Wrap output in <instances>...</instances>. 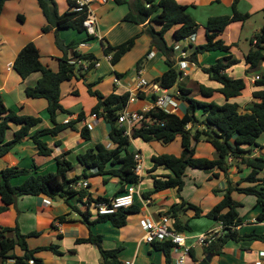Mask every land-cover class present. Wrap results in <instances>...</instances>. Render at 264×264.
Returning <instances> with one entry per match:
<instances>
[{
    "label": "crops",
    "instance_id": "1",
    "mask_svg": "<svg viewBox=\"0 0 264 264\" xmlns=\"http://www.w3.org/2000/svg\"><path fill=\"white\" fill-rule=\"evenodd\" d=\"M182 4L189 5L190 13L201 25L197 34L191 35L183 40L174 41V30L167 32L166 37L170 44L175 45V58L179 61L190 59L192 53L198 45L208 41L206 25L213 16L232 15L233 3L235 0H178ZM63 6L62 13L70 8V0H58ZM64 3V5L61 4ZM97 13L100 36L91 42H81L78 51L82 53H93L100 60L99 66H92L84 74L75 76L62 84V103L71 110L73 114L61 113L59 121L67 118L78 119L80 114L85 113L87 122L93 124L91 137L86 139L83 136L84 123L77 124V129H66L59 135L47 134L43 139L54 148L51 156L43 155L39 152L37 143L31 137L37 130L53 127V122L49 113V100L45 97L33 98L27 94V88L35 86L42 78V72H34L24 78L14 67L15 61L23 49L30 41H35L41 51V58L45 65L60 70L61 59L66 52L57 43L58 35L66 44L74 40H81L86 35L75 29H62L58 32L57 27L49 31H44L48 24L47 16L39 0H7L0 14V94L3 96L6 105L16 110L22 115H34L43 118V122L31 130V134L23 141L16 144L7 154L0 158V169L10 166L29 169L31 174L39 175L49 172H56L59 168L58 156L68 153L67 158L73 162L74 169L69 175L74 177L84 173V166L79 161V155L87 152L91 148H96L100 142L114 146L111 141L112 124L101 115L98 119L93 117V109L98 104L97 96L90 92L88 83L94 84L95 90H100L105 95L130 92L137 86V74L139 62L143 60L142 68L145 69V76L150 82L163 75L169 65L167 58L156 47H153V37L146 30L147 24H138L125 20L131 9V4L118 3L116 0H97L92 5ZM238 8L242 13H250L251 17L246 21H235L229 25L223 37L228 44L233 45L232 55L239 59V62L231 66L227 72L236 78L244 77L247 80V88L238 97L231 98V102H238L241 111H249L257 99L254 96L256 90L264 87L257 86L256 76L264 75V59L256 68H252L247 62V55L252 47V39L248 45V37L251 29L247 25L253 23L249 21L256 15L259 20L253 24L255 34L264 25V0H240ZM21 20V22L19 21ZM160 28V25H157ZM248 29V30H247ZM139 35L134 47L129 50L117 63H113L111 58L105 53V43L114 45L121 44L128 39ZM253 36V37H254ZM75 49L68 51V56L74 58ZM187 52V56L183 53ZM149 54H152L149 57ZM226 54L222 51L204 52L198 55V61L192 62L184 69L185 76L183 82L188 88L193 90L192 95L204 99L201 94V86L206 85L219 89L223 84L211 77L203 66H211L218 59ZM89 61L79 62L83 67ZM120 78L119 83L116 78ZM177 102V109L174 111L180 115H185L189 110V102L181 99L178 93V86L168 89ZM162 94L163 91L153 90L146 87L140 93L139 98L131 101L128 107L132 110H142L153 105L155 95ZM221 104L226 103L228 98L221 92H217L212 98ZM171 110H174V106ZM202 116V111L197 113ZM20 125L12 124L7 139L11 140ZM134 128L131 129L132 134ZM259 146L253 148V156L264 157V134L259 138ZM132 151L140 152L144 160V174L139 186L140 192L136 195V204L140 206V211L130 213L128 222L124 226H116L112 221H102L95 223L92 227L84 219V211H88L84 202L79 197L67 200L64 197L53 198L45 194L24 195L16 203L12 204L8 210L0 212V230L5 226H20L26 235L29 247L36 249L42 246L59 244L64 251L62 255L55 253L52 249L40 250L35 255L43 258L47 264H106L102 259L100 248L93 242H79L78 239L89 237L92 232L104 235L103 245L107 249L121 248L120 259L125 262L134 260L136 264H168L165 251L155 247L153 243L145 241V229L143 220L146 218H159L167 214L168 209L175 203L188 200L204 209L201 217L196 216L195 209H188L182 214L185 221L192 225V234H200L210 229L220 228L221 222H217L206 216L225 197V190L228 187L229 178L237 183L243 180L251 169L237 165L231 166L229 176L226 172L216 169L207 172L201 169L190 168L187 171L186 185L181 193L175 189H166L152 194L150 202L144 196L145 192L155 188L153 174H167L170 171L165 167L153 170V156L161 153H173L182 155L184 147L182 137L165 144L160 141L147 142L143 138H133L130 146ZM197 156L217 159L219 153L214 144L208 140H201L197 145ZM233 163V160H230ZM264 177V172L262 173ZM29 175H22L13 179L14 184H22ZM90 181L89 191L94 197L104 196L114 198L121 192L123 183L121 178L113 175H95L88 179ZM248 182L242 186H249ZM264 190V182L258 185ZM218 190V191H216ZM234 198L242 205L238 211L243 218V223L238 227L239 232L244 235L248 233L264 234V219L259 216L263 211L256 194H247L234 191ZM184 199H183V198ZM4 205L0 195V206ZM154 207V209H153ZM94 214L92 220L99 216L95 208H91ZM65 216L64 220L61 217ZM34 232H38L34 234ZM15 236L14 232L9 233ZM1 248V245H0ZM187 260V264H198L208 259L212 264H256L263 260L264 240H241L229 241L223 251L209 253L205 247H197ZM18 255H24L25 250L17 246ZM0 264L3 259L0 256ZM30 264H36L35 261ZM176 263V254L173 253V263Z\"/></svg>",
    "mask_w": 264,
    "mask_h": 264
},
{
    "label": "trees",
    "instance_id": "2",
    "mask_svg": "<svg viewBox=\"0 0 264 264\" xmlns=\"http://www.w3.org/2000/svg\"><path fill=\"white\" fill-rule=\"evenodd\" d=\"M3 1L0 7V14L3 10ZM118 3H130L131 9L126 15L125 20L133 21L138 24H147L146 29L153 37V47L158 48L167 58L169 69L155 82L162 87L171 89L178 86L180 98L189 102V110L185 115L176 112H169L165 109L155 108L147 113L140 123L134 126L132 134L129 133V127L120 122V113L129 105L130 92L123 94L112 93L105 95L100 90L94 89L93 83H88L90 92L99 99L94 107L93 113L103 115L113 126L110 137L114 146L100 142L96 148H91L85 153L79 155V161L84 166V173L71 177L70 171L74 169V164L67 158L68 153L58 156L59 168L56 172L34 175L29 169L10 166L0 169V195L3 198L4 205L0 206V212L6 211L24 195L45 194L53 198L64 197L70 200L73 197H79L84 202L86 196H90L91 202H110L111 199L99 196L94 197L89 188L76 189L74 183L81 179H89L92 176L113 175L121 178L123 186L119 194L125 193L127 187L131 184L139 185L143 176L136 172L138 152L132 151L130 146L133 138H143L147 142L160 141L165 144L175 141L182 137L183 153L176 155L173 153H161L153 156L154 167H165L170 172L167 174H153L155 188L152 191L144 193L146 199L152 194L175 188L180 193L185 188L187 171L190 168L201 169L212 172L216 169L224 171L229 176L231 166L247 167L251 172L240 182H233L229 178L228 187L224 199L217 204L207 217L217 221L224 222L226 233L218 238L213 244L206 246L209 253L217 252L220 254L224 246L232 240H264V234L248 233L242 235L238 227L243 223L238 208L242 205L237 201L233 193L240 191L247 194H256L259 198V204L263 211L259 218L264 219V190L258 188L261 182H264L262 173L264 172V157L253 156V148L259 146V138L264 134V88L256 90L254 96L257 99L249 111H241L238 102H231L230 99L242 95L247 88V80L244 77H232L227 70L239 62V59L232 55L233 45L228 44L223 34L229 25L235 21L246 22L250 13H242L238 4L240 0L233 3L232 15L213 16L209 19L206 30L208 41L205 44L198 45L192 53L190 59L194 63L198 61V55L204 52L222 51L226 55L218 59L211 66H203V69L211 77L223 84L219 89L201 86V94L204 99L192 95L193 90L188 88L183 82L184 71L179 65V60L175 58V45L170 44L166 34L174 30V41L183 40L191 35L197 34L201 28L199 22L189 11V5L182 4L178 0H116ZM48 24L44 31H49L57 27L58 32L62 29H75L86 36L81 40H74L69 44L58 35L57 43L66 55L61 59L59 71L45 65L42 61L41 51L35 41L27 43L20 51L14 67L24 77H28L34 72H42L43 76L35 86L27 88L29 97H45L49 100V113L53 122V127L37 130L32 134V138L37 143L39 152L46 156H51L54 152L44 139L47 134L59 135L66 129H77V124L85 119V113L80 114L78 119H72L70 122L59 121L61 113L73 114L62 103V84L75 76L84 74L83 65L79 62L87 60L91 62L90 67L94 65L98 57L93 53H82L78 51L81 42H91L97 39V36L87 32L84 26L85 14L78 10L77 0H70V8L61 13L57 0H39ZM160 25V28H157ZM139 35H136L127 41L114 45L110 42L105 43V53L113 55V63H117L121 58L131 50L137 42ZM75 49V56H68V51ZM264 59V25L259 32L252 38V47L247 55V62L252 68H256ZM142 59L139 67L142 68ZM257 86L264 87V75L257 80ZM217 92L223 93L228 101L219 103L212 98ZM202 111L199 116L198 111ZM43 122V118L34 115H22L16 110L9 108L3 96L0 94V158L7 154L16 144L23 141L31 134V130ZM12 124L20 125L21 128L14 134L13 139L8 140L7 135ZM191 124V127L189 125ZM91 129L85 125L83 136L86 139L91 137ZM208 140L214 144L219 153L217 159L197 156V145L201 140ZM232 158L233 163L230 161ZM22 175L29 177L22 184H14L13 179ZM248 182L249 186H242V183ZM218 191V190H216ZM183 198V197H182ZM184 199V198H183ZM140 206L136 202L130 207L120 208L116 213L101 215L92 220L94 215L91 209L84 211L85 221L92 227L97 222L112 221L116 226H124L128 222L130 213L140 211ZM188 209H195L196 216L201 217L204 209L199 205L188 200L173 204L167 214L174 219V224L179 231H192L193 227L189 221H185L181 216ZM65 216L61 217L64 220ZM14 232L15 236L9 233ZM38 232H34L36 234ZM28 235L24 234L20 226H5L0 230V256L3 264L10 260L14 264H30L32 260L36 264H47L43 258L35 254L40 250L52 249L55 253L62 255L64 251L59 244L42 246L31 249L27 241ZM79 242H93L100 248L102 259L106 264H124L120 259L121 248L107 249L104 247V235L91 233L89 237L78 239ZM156 248L165 251L168 264L173 263L174 244L171 240L156 241L153 243ZM17 246L25 250L24 255H18ZM192 253L194 251L192 250ZM191 253V254H192ZM198 264H212L210 260L205 259Z\"/></svg>",
    "mask_w": 264,
    "mask_h": 264
},
{
    "label": "built area",
    "instance_id": "3",
    "mask_svg": "<svg viewBox=\"0 0 264 264\" xmlns=\"http://www.w3.org/2000/svg\"><path fill=\"white\" fill-rule=\"evenodd\" d=\"M97 0H77V9L82 10L85 14L84 26L87 32L91 35L100 36L98 26V16L97 13L93 10L92 5ZM104 1V0H101ZM113 53L109 54L108 57L113 59ZM184 56H187V52L183 53ZM152 54H149L151 57ZM82 62V61H80ZM101 64L100 60H96L93 66H99ZM192 62L189 60H180L179 65L182 70L186 69L191 65ZM91 62H88L84 68L86 70L90 69ZM261 76H256V80H259ZM120 78H116V82L119 83ZM146 87H149L153 90L163 91L162 94L155 95V100L152 106L144 108L142 110H132L129 107H126L120 113V122L126 124L129 127V133L132 128L137 123H140L145 118H147V113L155 108L165 109L169 112H174L177 109V102L174 98V94H171L168 89L162 87L158 82H150L145 76V69L140 68L137 74V86L130 91V101H134L139 98L141 92L144 91ZM174 106V110H171ZM94 118H99L100 115L93 113ZM72 118H67L66 123L70 122ZM85 125L89 126L92 129L94 126L91 122H87L86 118L82 121ZM191 127V124L189 125ZM137 167L136 172L139 176L144 174V160L142 153L136 154ZM232 160V158H231ZM141 184V183H140ZM139 185L131 184L127 188V191L122 194L116 195L111 199L110 202H91L90 196H86L84 200V205L87 209L95 208L98 216L109 215L116 213L120 208H127L132 206L136 201V195L140 192ZM74 187L76 189H83L90 187V181L88 179H81L78 182H75ZM147 201H151L150 198ZM143 226L145 229V241L148 243H154L156 241H166L171 240L174 244V254H176V263L177 264H187L188 257L191 255L192 250L197 247H206L213 244L218 238L223 236L226 233V225L224 222H221L220 228L210 229L206 232L200 234H192L187 231H179L175 224L174 219L169 214H163L159 218H146L143 220ZM264 257V252H262ZM31 262H34L32 260ZM7 264H14L13 260H10ZM124 264H136L134 260H127ZM256 264H264V259L259 260Z\"/></svg>",
    "mask_w": 264,
    "mask_h": 264
},
{
    "label": "rangeland",
    "instance_id": "4",
    "mask_svg": "<svg viewBox=\"0 0 264 264\" xmlns=\"http://www.w3.org/2000/svg\"><path fill=\"white\" fill-rule=\"evenodd\" d=\"M57 1H58V0H57ZM58 4H59V10L63 11V6H60V2H58ZM61 4L64 5L63 2H61ZM61 11H60V12H61ZM61 13H62V12H61ZM251 20H253V21H252L253 23H249V25H247V26H248L247 28H248V29H251V32H252V33H250V35H249V37H248V39H249V40H248V45H250V41H251V39L253 38V36H254V34H255L254 28H255V26H256L257 24L254 26V28H252V26H253V24H255V23L259 20V15H256L253 19H250L249 21H251ZM19 21L21 22V20H19ZM248 29H247V30H248ZM153 209H154V207H153Z\"/></svg>",
    "mask_w": 264,
    "mask_h": 264
},
{
    "label": "water",
    "instance_id": "5",
    "mask_svg": "<svg viewBox=\"0 0 264 264\" xmlns=\"http://www.w3.org/2000/svg\"><path fill=\"white\" fill-rule=\"evenodd\" d=\"M4 0H0V7L2 6Z\"/></svg>",
    "mask_w": 264,
    "mask_h": 264
}]
</instances>
